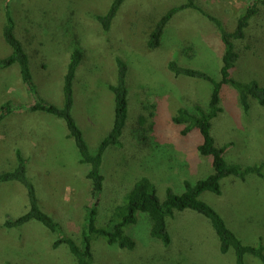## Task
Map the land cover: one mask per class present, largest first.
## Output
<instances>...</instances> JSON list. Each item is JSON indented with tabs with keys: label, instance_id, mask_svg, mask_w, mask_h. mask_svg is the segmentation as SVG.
<instances>
[{
	"label": "rangeland",
	"instance_id": "obj_1",
	"mask_svg": "<svg viewBox=\"0 0 264 264\" xmlns=\"http://www.w3.org/2000/svg\"><path fill=\"white\" fill-rule=\"evenodd\" d=\"M113 0H0V58L10 47L2 35L4 7L15 21V37L24 47L39 95L56 105L63 104V77L73 47L83 57L73 79L72 115L91 152L112 126L114 95L108 88L116 81V58L127 64L128 117L120 146L107 148L101 172L103 192L97 225L103 226L115 206L124 202L135 181L147 177L159 197L171 187L176 194L213 172L212 159L201 155L202 136L197 128L187 135L174 124L177 110L207 109L212 90L209 81L175 76L167 68L170 60L203 71L220 80L223 43L215 24L193 9L175 14L166 25L159 47L147 46L149 33L160 17L185 0H124L108 30L96 19ZM216 16L227 31L245 10L248 0H194ZM254 37L234 40L238 58L231 77L241 82L257 81L264 86V17ZM7 100L32 102L21 80L18 64L0 70V104ZM245 110L237 90L221 88L222 111L211 121L215 145L230 144L224 153L228 163L240 166L264 162V106L249 98ZM63 119L52 114L15 112L0 121V173L15 165V148L28 156L27 174L32 179L40 207L60 225L49 231L30 220L20 227L5 228L6 218L28 209L25 188L15 181H0V264H76L66 244L53 248L60 237L80 243L84 208L90 200L89 166L79 161L78 150ZM200 199L211 205L243 244L264 242V179L247 174L244 179L221 180V193L205 191ZM169 245L150 235L151 221L137 212L135 224L125 232L135 241L133 249L92 241L91 264H234V252L219 250V239L209 220L200 213L174 211L167 220ZM246 264H262L252 255Z\"/></svg>",
	"mask_w": 264,
	"mask_h": 264
},
{
	"label": "trees",
	"instance_id": "obj_2",
	"mask_svg": "<svg viewBox=\"0 0 264 264\" xmlns=\"http://www.w3.org/2000/svg\"><path fill=\"white\" fill-rule=\"evenodd\" d=\"M124 0H113L103 15H96V19L104 30H108L112 20L118 12ZM193 9L200 12L209 21L215 24L223 43L222 65L220 68V80H215L207 73L179 65L176 61L170 60L167 68L175 76H186L209 81L212 84L211 95L207 109L194 105L193 110L181 107L173 117L174 124L182 126L181 135H187L193 128H197L202 136V143L198 146L201 155L209 156L212 159L213 172L204 178L191 183L184 181L185 191L176 194L171 187L165 189L164 197H159L156 185L147 177H141L133 184L126 193L124 202L115 206L107 223L98 226L96 221L99 214L103 192L104 175L101 172L103 156L110 146H120V137L126 125L128 117V88L126 82L127 64L120 58H116L117 77L116 81L108 85L114 95V118L109 132L101 140L95 152H91L84 139L83 132L72 115L73 79L76 69L79 66L83 53L76 44L70 54L66 71L63 77V104L56 106L43 99L33 81L29 67L28 56L22 42L15 37V21L9 6L4 7V24L2 35L5 43L10 47L8 56L0 58V70L18 64L22 82L25 84L32 102L21 103L7 100L0 104V121L15 112H45L64 120L68 130V136L73 138L78 150L79 161L89 166L86 178L90 181V200L85 205L84 221L80 231V243L70 237L60 236L54 243L53 248L64 243L74 256L76 264L92 263V241L98 237L106 239L108 244H116L120 248L133 249L134 239L125 232V228L137 221V212H144L151 221L150 235L159 239L163 245H169L171 235L168 231L167 220L174 215V211L184 209L194 210L205 216L219 239V250L227 253L230 249L234 252V264H246L245 256L252 255L264 264V242L256 246L243 244L242 241L231 231L220 214L208 203L200 199L205 191L215 194L221 193V180L228 176H235L244 179L247 174H254L264 179V162L259 165L240 166L235 163H228L223 156L225 149L230 144L221 147L215 145L211 135V121L222 111L219 105L221 88L225 84L233 86L238 94L242 107L249 108V98L255 99L264 106V86L257 81L241 82L231 77L232 69L238 58L235 50L234 40H242L246 37H254L259 30V20L264 17V0H248L245 10L236 18L232 30L227 31L221 20L205 11L194 0H185L184 3L168 9L155 27L149 33L147 46L150 50L159 47L163 31L179 11ZM28 156L19 147L15 148V165L11 170L0 173V181H15L21 184L25 190L28 200V209L21 215L5 219L2 224L5 228L20 227L30 220L40 222L51 232H57L60 225L54 218L40 207L35 185L27 174ZM5 264H12L7 262Z\"/></svg>",
	"mask_w": 264,
	"mask_h": 264
}]
</instances>
